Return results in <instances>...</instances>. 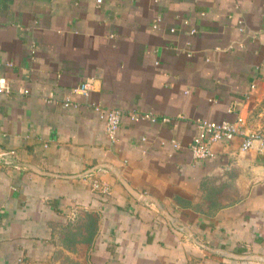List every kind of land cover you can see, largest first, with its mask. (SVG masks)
<instances>
[{
	"label": "crops",
	"instance_id": "crops-1",
	"mask_svg": "<svg viewBox=\"0 0 264 264\" xmlns=\"http://www.w3.org/2000/svg\"><path fill=\"white\" fill-rule=\"evenodd\" d=\"M0 76V264H264V149H187L264 129V0H0Z\"/></svg>",
	"mask_w": 264,
	"mask_h": 264
},
{
	"label": "built area",
	"instance_id": "built-area-1",
	"mask_svg": "<svg viewBox=\"0 0 264 264\" xmlns=\"http://www.w3.org/2000/svg\"><path fill=\"white\" fill-rule=\"evenodd\" d=\"M104 1L110 0H96L97 4L100 5ZM190 56V54H188ZM91 90V85L89 82L82 83L77 89L78 92L87 95ZM22 93H28V90L21 91ZM11 93V88L7 79L4 76H0V99ZM71 105L70 102L65 103V106ZM94 110L97 112L98 117L105 124V133L108 139L115 143L118 141V132L121 126V121L124 116V113L120 109L116 108H107L94 106ZM234 109L229 107L228 112L233 113ZM129 118L132 121H158V117L152 113H129ZM163 122H171V119L163 117L161 119ZM197 133L193 137L192 142L188 146V151L192 160L194 161H203L207 159H212L215 157L213 151V145L219 142L229 143L232 142L236 137H242L241 150L249 151L255 147L259 149H264V129L254 130V131H243L241 128L244 124L242 117L237 116L234 122L230 121H211L207 119H199L196 121ZM146 138H143L142 141H145ZM170 144L174 149L181 150V144L176 140L170 141H161V144L164 146ZM93 171H88L85 174L84 178L93 177ZM91 191L94 196L98 199L105 201L111 195V189L102 181L92 178L91 179ZM19 262H23L24 258L20 257Z\"/></svg>",
	"mask_w": 264,
	"mask_h": 264
}]
</instances>
